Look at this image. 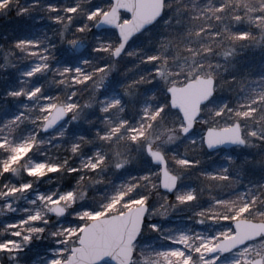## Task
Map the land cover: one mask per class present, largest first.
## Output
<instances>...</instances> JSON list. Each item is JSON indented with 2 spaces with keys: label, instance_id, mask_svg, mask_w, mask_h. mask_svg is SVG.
I'll use <instances>...</instances> for the list:
<instances>
[{
  "label": "rangeland",
  "instance_id": "obj_1",
  "mask_svg": "<svg viewBox=\"0 0 264 264\" xmlns=\"http://www.w3.org/2000/svg\"><path fill=\"white\" fill-rule=\"evenodd\" d=\"M218 3H227L224 5L233 6L236 12L241 13L234 15L236 19L231 27L225 22L222 23L224 14L220 15L218 11L222 12L224 6L219 7L221 4ZM109 7L110 5L106 10ZM241 7L245 9L242 11ZM213 10L218 11L213 12ZM164 14L165 18L159 26L160 32L158 25L144 31L131 42L119 58L114 57L113 51L118 41L115 42L111 32H100L96 29L97 32H92L88 26L85 27L86 33L70 44L68 54L81 57L90 44L94 43V48L100 50L99 55L103 58L100 66L106 64L108 67L104 72H99L95 78L90 69L94 67L93 64L80 59L76 62V67L81 68L82 72L76 73V68H72V79L73 76H77L78 81H82L84 75L91 76V79L85 80L87 81L85 87L81 85L87 91L83 102L75 100L74 88L69 94H64L65 96L62 95L60 98L48 94L44 96L41 94L42 91L38 92L41 94L38 97L43 100L42 103H36L40 106L39 109H42L38 110L40 112L44 111L48 104H64L66 107L69 103L78 105L68 112V119L58 130L50 134L43 133L44 135L39 133L42 132L44 117L50 115L53 109L42 118L39 116L42 114L40 112L39 115H29L25 119L28 125L26 132L16 130V119L1 123L4 131L0 134V146L3 148L6 145V148L0 151L2 158L0 179L8 171L5 170L6 167L9 169L14 166L16 169L19 163L24 165L28 174L29 169L37 173L45 172L44 168H37L39 164H53L49 163L45 150L48 151L54 141L67 137L70 131L72 133L69 135L70 139L73 140L74 133L78 131L77 137L86 143L83 146V161L80 165L84 171L83 176H87V173L93 170L91 163L97 162L100 156L106 157L91 173L93 181L88 183L83 191L84 194L73 188L61 189L50 178L43 182L46 183L47 188L39 186V178L53 172L44 175L30 174L33 180L23 182L14 180L13 177L9 181L8 177L4 179L3 187L0 188V220L3 221L0 242L13 240L22 249L15 259L10 258L7 253L0 252V259L5 264H16L17 260L20 264H46V261L54 255L49 251L50 249L73 248L78 243L77 237L68 234L65 230L69 227L77 228L82 223L76 214L85 209L97 211L107 209L113 200H116L117 204L109 214L121 207L129 208L137 205L127 204L119 198L120 191L128 192V185H136L132 193H129L132 199L140 195L149 197L148 222L160 225L159 231L149 226L144 227L134 244L135 264H169V260L154 254L169 247L180 246L174 244L169 237H175L182 231L188 232L193 238L197 233L215 235L217 231H223L231 226V222L220 220L225 214L235 215L239 212L241 214L237 218H248L247 215H242L253 212L258 214L256 217L259 219L255 220L264 221V139H262L264 137V75L256 74L258 63L264 59V0H208L202 3L165 0ZM129 18V14L122 15V20ZM197 19H201L200 23ZM201 23L202 26L199 25ZM163 26L164 28H161ZM175 29L182 31L178 34ZM241 32L248 33L247 39L237 38ZM222 33L223 36L234 33L236 35H233V38L238 40L232 46L214 41V38L217 39ZM191 37L194 41L202 38L206 41H201L200 48L194 50L192 48L194 41L186 43ZM164 40L167 42L166 50L158 48V43L163 44ZM151 44L157 46V50L151 56H156L158 59L149 61L146 59L150 56L147 48ZM100 60L101 57H97V62ZM47 66L45 57L40 56L19 74L23 79L31 77L29 80L31 81L33 75L37 72L41 73ZM155 67L166 70L167 85L164 84V78L155 71ZM36 69L39 70L35 71ZM29 72L33 75H28ZM194 73H198L199 76H214L217 98L214 105L230 106L227 112L224 110L222 115L216 116L214 115L216 108L210 105L205 111L208 121L216 127L231 125L235 120L226 122L224 118L225 112L226 114L233 112L229 117H237L244 129L247 140L244 147L209 152L200 140V135L203 134L206 126L203 121L197 122L195 142L182 133L179 127L180 121L177 119L179 112L169 106L167 87L171 84L185 83L192 79ZM101 76L106 77V82L101 80ZM234 85L240 86L238 93L242 99L241 97L234 99L230 96L234 92ZM20 90L29 93L34 89L20 86L16 92ZM28 93L26 98L29 99ZM116 99L121 103L108 108V105ZM161 104L165 105L164 111L155 115ZM105 108H108V111H105ZM249 109L255 110L251 116L238 115ZM117 126L121 129L119 132L115 131ZM132 128L144 131V137L134 142L131 139ZM253 132L256 135H252ZM169 136L172 137L171 140L168 139ZM147 143H152L155 148L165 153L169 168L179 176V184L174 193L169 194L160 188V167L154 165L145 152ZM30 144L34 146L28 150ZM38 147L44 148L42 154H38ZM182 158L198 163L180 164L179 160ZM125 161L127 163L123 168L116 167L117 164ZM92 183L95 185V190H98L99 186L107 190L105 194H108V197L105 200L87 201L88 196L85 197V194ZM24 184H30L31 187L9 193V189L20 188ZM69 190L76 192L75 202H63L62 205L68 208V213L63 216L56 215L50 210L54 205L48 197L55 199ZM191 190L195 192V200L186 203L177 200L178 194H186ZM42 196L45 198L41 199ZM217 201L229 203H217ZM245 205H248L247 209ZM37 212L40 213L41 219L29 221L28 217ZM164 212L168 213L167 218L162 216ZM212 216L217 217L216 221L209 219ZM200 219H204L206 223H198ZM89 221L91 220L85 222ZM33 229H43V231H33ZM16 232H20L21 235L17 237ZM25 236H30L31 240H25ZM58 241L67 243H58ZM60 255L57 254L58 258Z\"/></svg>",
  "mask_w": 264,
  "mask_h": 264
},
{
  "label": "trees",
  "instance_id": "obj_2",
  "mask_svg": "<svg viewBox=\"0 0 264 264\" xmlns=\"http://www.w3.org/2000/svg\"><path fill=\"white\" fill-rule=\"evenodd\" d=\"M176 1H195V3H202L208 0ZM90 4L93 6L102 7L106 10L107 6L111 5V0H4L3 10H0V130H2L0 131V134L4 131V128L1 127V123L9 119H16L15 128L17 131L26 132L28 125L26 124L27 120L25 119L32 114L39 115L40 111L38 110H42L39 109L40 106L36 104L37 102H43L42 98L38 97L41 94L44 96L48 94L52 97L58 96V98H60L64 94H69L72 88H74L76 89V92L74 93L75 100L78 102L84 101L83 98L87 96V91L82 86L85 87L87 81L82 80L83 82H79L81 80H76L75 82L71 78L73 69L71 73H65L63 71V67L71 66V68H76V62L79 59L80 61L86 60L88 64L94 65V67L90 68L93 71L92 76L96 78L99 74V72L96 70L101 67L100 62L103 61V58L101 55H99L100 50H96L94 48V43L90 44V46L86 49V53H83L81 57L68 54L70 44L77 41L78 38L86 33V26L90 28V31L97 32L95 30L97 18L95 20L88 19ZM218 4H221L219 7L224 6V10L222 12L213 10V12L218 11L220 15L224 14V21H222V23L225 22L228 27H231L232 24H234L233 21L236 19V16L234 15L241 13L236 12V8L233 6L224 5L227 3ZM50 5L52 7H50ZM74 5L78 6V11L76 13H71L66 10L67 7ZM244 9L245 8L241 7L242 11ZM186 15L189 16L188 13H186ZM57 17L60 19H56ZM69 17L72 18L70 19ZM164 18L165 14L163 19L154 25V27L158 25L159 32L161 31L159 26L162 25ZM230 18L232 20H230ZM200 20L201 19H197V22L200 23ZM199 25L202 26V23ZM161 28H164V26ZM175 31L179 34L182 30L175 29ZM240 31L241 28L239 29V32ZM104 32H111L114 35L115 42H119L115 30L110 29L105 30ZM233 35L236 34L232 33V35L227 34L223 36L222 33V35H219L217 39L214 38V41H221L222 44L225 43V46H232L238 40L237 38H233ZM29 40L38 42V44L19 43L20 41ZM188 40L189 41H186V43L194 41L192 37ZM203 40L206 41L205 38H202L199 41L195 40L192 48L194 50H198L200 48L201 41ZM166 46V40L163 41V44L158 43V48L166 50ZM156 47L157 46L154 44L148 46L147 50L150 56L155 50H157ZM40 56L45 57L48 62V66L45 67L41 73L37 72L35 75H33L34 77L32 76L33 78L31 81H29L31 77L28 79H23L19 72L22 71V69H24L26 66L33 64L34 61ZM97 57H101L99 62H97ZM55 61H58V63H55ZM256 74L264 75V59L258 63ZM165 83L166 85L168 84L166 79H164V84ZM20 86L23 88L30 87L32 90L36 87H39L42 93H36L35 96H32L29 99L26 98V93H28V91L23 92L21 96L13 95L12 93L16 92ZM233 87L234 92L230 96L234 99L241 97L238 93L240 86L234 85ZM244 99L247 100V98ZM228 108H230L229 105L225 108V111ZM47 112L48 111L45 110L41 111L40 113L43 115L41 114L39 116L42 118L45 114H47ZM226 112L224 118L226 122H232L234 120L239 121L237 117H229L230 113L233 112H228L227 114ZM39 133L44 135L40 131ZM77 133L78 131L74 133L75 136L72 140L69 136L72 134L70 131L67 137L54 141L52 147L48 151L45 150L47 152L46 157H48L49 163L58 164L61 166V168L59 171L39 178V186L42 188H47L46 183L43 182L50 178V180H52L54 184H58L59 188L61 189L73 188L74 190H77V192H83L84 189H86L88 183L93 181V178L91 177L93 170L89 171L87 176H83L84 171L80 165L83 161V146L84 144L86 145V143L77 137ZM21 136L22 135H20V137ZM88 138H91L89 134ZM73 145H79V147L74 150ZM4 148H6V145H4L3 148L0 146V151ZM43 152L44 148L38 147V154H42ZM1 162L2 158L0 152V171H2ZM18 165V168L15 169L14 166L10 167L8 171L4 173L0 179V188L1 186L3 187V182L6 177H8V181L11 180V177H13L14 180H18L19 182L32 179V176L27 173L24 165L22 163H19ZM73 169H77L78 171H73ZM33 183L35 182L33 181ZM94 187L95 185L92 183L90 189L87 191V194H85V197L88 196L87 201H93V199L100 201L105 200L108 197V194H105L107 191L106 189H103L101 186H99L98 190H95ZM127 208L128 207H121L114 210L113 212H121ZM247 213L248 214L244 213L242 216L247 215L249 218L259 219L256 217V215H258L257 213ZM1 222L3 221L0 220V231H2L3 228Z\"/></svg>",
  "mask_w": 264,
  "mask_h": 264
},
{
  "label": "snow or ice",
  "instance_id": "obj_3",
  "mask_svg": "<svg viewBox=\"0 0 264 264\" xmlns=\"http://www.w3.org/2000/svg\"><path fill=\"white\" fill-rule=\"evenodd\" d=\"M4 0H0V10H3ZM50 7H52L50 5ZM68 12L76 13L78 11V6H70L66 9ZM103 14L102 19L107 21L108 23H113L111 18L107 15L106 10L102 7H97L93 5H89L88 11V19L95 20L98 16ZM70 19L72 17H69ZM56 19H60L57 17ZM82 30V29H81ZM143 30V29H140ZM134 35V34H133ZM248 33L241 32L237 38L247 39ZM131 36L125 35L123 37L125 43H121L119 48L116 49V55L119 56L121 51L127 47V42L131 40ZM20 44H32L37 43L34 41H20ZM149 61L156 60L158 57L156 56H148L146 58ZM108 65H102L96 71L104 72ZM36 69L35 71H38ZM65 73H71V66H65L63 68ZM76 73H81L82 70L79 67L75 69ZM161 78L167 79L166 70L161 68H156ZM28 75H33L32 72H29ZM74 80H78L77 76H73ZM91 79L90 75H84L83 80ZM187 79V78H186ZM193 80H196L198 83H205L207 88L205 89L202 96H200L196 101V107L193 111H188L183 109L182 106L176 105L174 101L170 99L169 106L174 107L179 112V116L177 119L180 121L179 127L182 130L183 134L192 139L195 142V134H196V125L197 122L203 121L206 125L203 129V134L200 135V140L202 143L206 145L208 149H212L214 146L223 143L225 140H239L243 143L241 137V126L239 122L235 125H227L223 128L215 127L211 122L208 121L207 116L205 115L206 109L209 106H214L216 111L214 115L219 116L222 115L226 105L220 106L218 104L214 105V101L217 100L215 96L216 88H215V80L211 77L206 79H199V74L194 73ZM101 80L106 82V77L101 76ZM83 82V81H79ZM41 89L39 87L35 88L33 91L28 93L29 97L35 96L36 93L40 92ZM168 95L171 98L175 91V85L171 88L167 89ZM23 93V90L19 92L12 93L13 95L19 96ZM121 101L119 99L113 100L108 108H111L114 105L120 104ZM78 107L76 104L69 103L65 108L64 105H56V104H48L45 106V111H49L55 109L54 112H50V115L44 117L47 121L44 125V129L54 126L58 121H60L63 117H65L67 112L72 111V109ZM108 108H105V111H108ZM165 109V105L161 104L157 109L155 115H159ZM254 109H249V111H244L238 113V115L242 117H249L254 112ZM74 119V117H73ZM155 119V116L153 117ZM126 123V122H124ZM121 129L119 126L116 127L115 131L119 132ZM132 135L131 139L135 142L140 138H143L145 133L144 131H138L136 128L130 129ZM252 135H256L255 132ZM169 140L172 139L171 136L168 137ZM264 139V137H262ZM34 145H29L28 150ZM78 146L73 145V149L75 150ZM145 152L148 157L151 158L152 162L158 163L161 159H163V153L159 150L153 148L152 143H148L145 146ZM106 157L100 156L97 162L91 163V168L95 170L100 163L104 161ZM127 162H122L117 164V168H123ZM180 164H193L198 163V161H194L187 158H182L179 160ZM37 168H44L45 172H34L32 169H29V174H39L44 175L47 172H56L59 171L61 166L58 164L46 165L39 164ZM5 170H8L7 167ZM73 171H78L77 169H73ZM171 183L167 180L165 181L164 187L166 190H175V185L178 182V178L176 176H172ZM31 187L30 184L21 185L20 188L9 189V193L18 192L21 189H29ZM128 192L125 193L123 191L119 192L120 200L125 201L127 204H137L139 207L137 208L138 214V222L139 228L142 231L145 226H149L152 229L159 231L160 225L152 222L149 224L147 213L149 211V197L146 195L136 196L135 199H132L129 193H132L133 189L136 185H128ZM76 192L74 190H69L63 195H58L57 198L53 199L51 196L48 197L51 200V203L54 205L50 210L58 215H62L66 212V209L62 206V203L65 201L75 202ZM45 197H41L44 199ZM196 199V195L194 190L189 191L186 194H178L177 200L186 203L188 201H193ZM217 203L228 204V201H217ZM117 204L116 200H113L107 207V209H101L99 211L93 209H85L81 213L76 214L78 219L82 221L77 228L69 227L65 231L73 236L77 237L78 243L75 245V248H64L61 247L59 249H50L49 251L54 253L52 257H50L46 264H79V260L76 258V253L80 250L84 249L87 246L88 237L91 233L98 231L97 218L104 217L107 218L109 215V211ZM245 209L248 208V205L244 206ZM154 211V210H153ZM241 213H236L235 215L225 214L220 217V220L225 222H231V226L225 228L223 231H217L215 235H210L207 233H197L195 234V238L190 235L188 232H178L175 237H169L170 240L173 241L174 244L180 245L179 247H169L168 249L158 251L154 253L157 256L164 257L166 260H169V264H264V226H259L257 230L251 232H241L240 224L238 222L237 217ZM123 216L124 214L121 213ZM168 213H162L164 218H167ZM202 216L203 213L201 212ZM41 219V215L37 212L35 215H31L28 217L29 221H39ZM212 221H216L217 217L212 216L209 217ZM86 220H91L92 223H86ZM27 223V221H24ZM198 223L205 224L206 221L204 219L198 220ZM33 231L42 232L43 229H33ZM231 234V235H229ZM15 235L19 237L21 235L20 232H16ZM140 231L135 232V237L139 238ZM131 238V237H130ZM25 240H31L30 236H25ZM199 241V243H196ZM58 243H67L66 241H58ZM0 252L7 253L10 258L15 259L16 256L22 252L20 245L13 240H8L5 242H0ZM15 254V255H14ZM57 254H61L60 258H58ZM135 253L133 252V255ZM113 255H118V251H114ZM16 264H20L19 260L16 261ZM119 264H125V260L123 257L120 258ZM127 264H135L134 260L128 259Z\"/></svg>",
  "mask_w": 264,
  "mask_h": 264
},
{
  "label": "water",
  "instance_id": "obj_4",
  "mask_svg": "<svg viewBox=\"0 0 264 264\" xmlns=\"http://www.w3.org/2000/svg\"><path fill=\"white\" fill-rule=\"evenodd\" d=\"M113 4L111 8L106 11L107 15L111 18L113 23H108L102 19V16L96 23L97 30H103L106 28H115L120 37V42L114 49V57H120L126 50L123 49L119 56L116 55V49L119 48L121 43H125L123 37L125 35L131 36V40L138 34L147 30L150 26L155 24L163 15L165 0H112ZM121 11L128 12L130 14V19L124 22L121 20ZM143 29V30H140ZM134 34V35H133ZM127 42V46L131 42ZM208 77H211L215 80L216 88V79L214 76H199V79L203 80ZM175 91L173 96L170 98L176 105L182 106L183 109L188 111H193L196 107L197 99L203 95L207 85L205 83H198L196 80H188L182 85L174 84ZM171 85L168 88L173 87ZM168 92V91H167ZM216 93V92H215ZM64 105V104H58ZM65 106V105H64ZM66 108V106H65ZM173 109H176L172 107ZM177 110V109H176ZM55 109L52 110L54 112ZM68 118V112L65 117L58 121L54 126L44 129L46 120L43 124L42 130L45 133H50L57 128H59ZM237 122H234L231 125H235ZM240 126L241 123L239 122ZM223 128V127H218ZM241 137L243 143L239 140H225L223 143L214 146L212 149H208L213 152L221 148L231 149L235 146H244L246 144V139L244 132L241 126ZM148 144V143H147ZM146 144V145H147ZM154 149L159 150L153 146ZM161 151V150H159ZM162 152V151H161ZM163 153V152H162ZM163 159H161L157 165L161 166V187L163 190L173 193L174 190H166L164 187L165 181L167 180L171 183V177L176 176L179 181L177 174L172 172L168 167V161L163 153ZM178 182L175 185L177 188ZM63 206V205H62ZM64 207V206H63ZM139 206L135 205L129 209L119 212L109 214L107 218L100 217L97 218L98 231L91 233L88 237L87 246L76 253V258L79 260V264H100L101 262H111L113 264H119L121 257L124 258L125 264L127 260H133L134 255V243L138 240L135 237V232L142 231L139 228L137 208ZM66 212L62 215H65ZM121 213L124 215L122 216ZM56 214V213H55ZM58 215V214H57ZM240 224L241 232H251L257 230L259 226H264V221L252 220L247 218H238ZM89 223H92L90 221ZM131 237V238H130ZM75 248V246L73 247ZM114 251H118V255H113ZM135 253V252H134ZM0 264H4L0 260Z\"/></svg>",
  "mask_w": 264,
  "mask_h": 264
},
{
  "label": "clouds",
  "instance_id": "obj_5",
  "mask_svg": "<svg viewBox=\"0 0 264 264\" xmlns=\"http://www.w3.org/2000/svg\"><path fill=\"white\" fill-rule=\"evenodd\" d=\"M160 19H163V16H161V18Z\"/></svg>",
  "mask_w": 264,
  "mask_h": 264
}]
</instances>
